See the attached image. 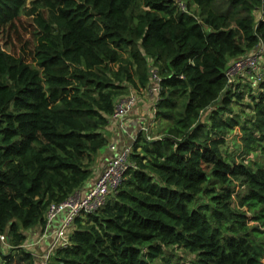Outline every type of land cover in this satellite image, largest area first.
Wrapping results in <instances>:
<instances>
[{
  "label": "trees",
  "instance_id": "obj_1",
  "mask_svg": "<svg viewBox=\"0 0 264 264\" xmlns=\"http://www.w3.org/2000/svg\"><path fill=\"white\" fill-rule=\"evenodd\" d=\"M28 3L0 0V29L36 26L30 60L0 45V261L44 264L28 240L48 207L93 177L119 99L156 83L160 137L137 134L136 167L46 264H264L263 64L244 87L226 74L264 40V0Z\"/></svg>",
  "mask_w": 264,
  "mask_h": 264
},
{
  "label": "built area",
  "instance_id": "obj_2",
  "mask_svg": "<svg viewBox=\"0 0 264 264\" xmlns=\"http://www.w3.org/2000/svg\"><path fill=\"white\" fill-rule=\"evenodd\" d=\"M264 56V40L260 39L259 44L256 46L254 52L248 55H244L235 60L227 69V76L231 80L236 75L243 72H257L258 80L263 77L260 71L261 57ZM152 78L159 82L160 79L157 73L152 74ZM155 87L152 88L153 93H158L160 86L155 83ZM136 96H129L121 99L116 107L114 113V119H122L129 112L133 111L136 106ZM155 115V109H154ZM149 125L145 124L140 128L139 132L148 133ZM137 133V134H138ZM157 138V137H155ZM137 136L134 138L136 141ZM148 139H151L148 136ZM132 144L124 145L121 149H118L117 145L111 146V150L114 151V155L107 161L102 171L98 174L94 183L83 193L82 190H78L64 201L60 203H52L46 213V224L40 234V240L43 242L49 240V245L45 253L43 254L44 264L48 261L51 253L58 246L65 245L67 241V234L72 227L75 218L82 213H92L101 208L106 199L111 193L115 192L122 181L125 179L126 174L130 167H136V164L129 162V155L132 151ZM116 151V153H115ZM55 220L57 222L55 223ZM0 242L7 248L12 246L8 244V238L6 235H0ZM34 243H30L29 246H33ZM39 256V254H37Z\"/></svg>",
  "mask_w": 264,
  "mask_h": 264
},
{
  "label": "rangeland",
  "instance_id": "obj_3",
  "mask_svg": "<svg viewBox=\"0 0 264 264\" xmlns=\"http://www.w3.org/2000/svg\"><path fill=\"white\" fill-rule=\"evenodd\" d=\"M34 0H29L28 6L29 10L32 8L31 3ZM28 13V12H27ZM33 15L24 14L21 16L20 20L16 21V27L12 28H2L0 29V45L8 52L14 53L17 56L22 54L24 57L29 58L31 52L33 51L36 39L34 37V30L36 29V26L33 22ZM261 64H263V73H264V56L261 57ZM233 65V64H232ZM156 73L155 71L152 72V74ZM134 93V92H133ZM121 100V99H120ZM119 100V101H120ZM153 114V108L151 110V114L147 115L149 119H151V115ZM151 120V126L149 125V129L151 133L149 132L150 137H160V133H156L157 129H159L162 125L161 120H157L155 118V115H153ZM154 123V126H152ZM160 134V135H159ZM240 136L241 132L239 128H236L235 131L230 136L229 142V148L233 150L235 158L238 157V155L242 151V146L240 142ZM235 140L233 141V139ZM109 147V146H108ZM107 147V148H108ZM107 148L104 150L106 151ZM242 190V187H236V191L240 192ZM248 216H250L248 214ZM57 220H55V223ZM37 234H41V232H37ZM30 240V241H29ZM28 242L34 243L33 246L37 247V253H39L38 257H41L45 251L48 248V245H45L42 240H40V235L35 236L32 240L29 239ZM28 244V246H29ZM165 259H159V261L156 262V264H190V260L193 258L192 255L186 254L183 251L177 249L175 251L169 250V252L165 255ZM168 258V261H167ZM0 264H4L2 261H0Z\"/></svg>",
  "mask_w": 264,
  "mask_h": 264
},
{
  "label": "crops",
  "instance_id": "obj_4",
  "mask_svg": "<svg viewBox=\"0 0 264 264\" xmlns=\"http://www.w3.org/2000/svg\"><path fill=\"white\" fill-rule=\"evenodd\" d=\"M263 72V70H262ZM254 72H243L238 74L236 80V85H247L248 83L255 82V78L253 76ZM134 92V93H133ZM129 96H136V106L134 107L133 111L129 112L124 118L122 119H115L111 124L110 128L106 130V133H110L112 131V142L108 145L106 151H103L97 159L95 172L93 177L89 180V182L82 188V192L84 193L95 181L98 174L102 171L104 166L106 165L107 161L114 155V151L111 150V146L116 144L118 149H121L124 145L134 144V138L137 136L138 131L143 125L147 124L151 126L152 117H154V105L155 101L158 100L155 97V94L152 92V88L148 91H131L128 96H124L120 99L127 98ZM119 99V100H120ZM153 108V114L151 115V119L147 117V115L151 114V110ZM154 126V123L153 125ZM124 130V132H121ZM116 153V151H115ZM39 231H35V235L33 233L31 235L32 238L35 236H39ZM45 245H49V240H45ZM39 254V253H38Z\"/></svg>",
  "mask_w": 264,
  "mask_h": 264
},
{
  "label": "water",
  "instance_id": "obj_5",
  "mask_svg": "<svg viewBox=\"0 0 264 264\" xmlns=\"http://www.w3.org/2000/svg\"><path fill=\"white\" fill-rule=\"evenodd\" d=\"M121 132H124V130H121Z\"/></svg>",
  "mask_w": 264,
  "mask_h": 264
}]
</instances>
